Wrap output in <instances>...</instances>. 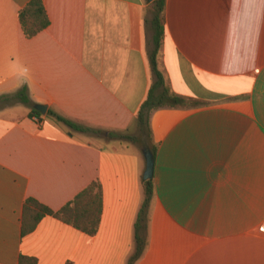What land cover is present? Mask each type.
<instances>
[{"label":"crops","instance_id":"obj_1","mask_svg":"<svg viewBox=\"0 0 264 264\" xmlns=\"http://www.w3.org/2000/svg\"><path fill=\"white\" fill-rule=\"evenodd\" d=\"M28 1L0 0V264H128L150 148L118 135L138 136L153 81L150 2L41 0L49 24L28 39ZM163 15L156 68L183 102L149 115L153 194L132 264H264V0H164ZM24 86L31 104L12 97ZM94 180L93 236L50 216L21 235L27 198L57 211Z\"/></svg>","mask_w":264,"mask_h":264},{"label":"trees","instance_id":"obj_2","mask_svg":"<svg viewBox=\"0 0 264 264\" xmlns=\"http://www.w3.org/2000/svg\"><path fill=\"white\" fill-rule=\"evenodd\" d=\"M150 18L146 22L151 31L152 47L148 55L150 69L152 73V85L140 105L135 122L137 125L138 136L131 137L128 135H118L121 139L134 141L142 147L150 148L154 152V146L150 145V130H149V115L158 108L164 106H179L183 100L172 94L164 85L163 78L156 68V56L164 38V0H154L150 2ZM18 21L22 32L26 38H32L48 24L44 7L41 0H29L27 4L18 11ZM13 99L23 104H31L27 95L26 87L17 90L13 95ZM5 97H0V101ZM47 115L53 117L56 121L63 123L72 130L89 132L97 134L100 131L78 125L60 115H57L52 110L47 111ZM28 116L38 117L40 113L33 108H30ZM144 199L137 213L134 223V243L135 249L130 257L128 264H132L142 253L145 246L144 232L146 228V216L150 199L153 194L152 179L143 180ZM102 211V193L101 185L97 180L89 183L84 189L77 193L73 199L68 201L57 211L49 209L33 198H27L24 201L21 217V235L24 236L32 232L38 222L45 216H50L74 229L82 232L87 236H93L97 230ZM18 264H37L35 257L20 256Z\"/></svg>","mask_w":264,"mask_h":264},{"label":"water","instance_id":"obj_3","mask_svg":"<svg viewBox=\"0 0 264 264\" xmlns=\"http://www.w3.org/2000/svg\"><path fill=\"white\" fill-rule=\"evenodd\" d=\"M147 1L152 2L154 0H147ZM33 109L43 115L46 112L45 105L34 104ZM142 153H143V158L145 161V168H144L142 177H143V180H148V179H151L152 173H153V156H152L151 151L147 148H144Z\"/></svg>","mask_w":264,"mask_h":264},{"label":"built area","instance_id":"obj_4","mask_svg":"<svg viewBox=\"0 0 264 264\" xmlns=\"http://www.w3.org/2000/svg\"><path fill=\"white\" fill-rule=\"evenodd\" d=\"M31 119H32V121H34L36 124H39V123H40V119H39L38 117L33 116Z\"/></svg>","mask_w":264,"mask_h":264},{"label":"rangeland","instance_id":"obj_5","mask_svg":"<svg viewBox=\"0 0 264 264\" xmlns=\"http://www.w3.org/2000/svg\"><path fill=\"white\" fill-rule=\"evenodd\" d=\"M24 108H26V106H22V105H20L19 108H17V112L23 110Z\"/></svg>","mask_w":264,"mask_h":264}]
</instances>
